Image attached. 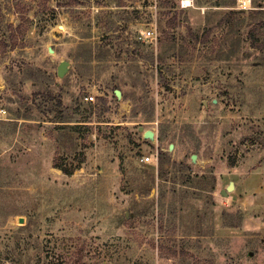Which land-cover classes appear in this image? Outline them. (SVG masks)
I'll list each match as a JSON object with an SVG mask.
<instances>
[{"label":"rangeland","instance_id":"374dc122","mask_svg":"<svg viewBox=\"0 0 264 264\" xmlns=\"http://www.w3.org/2000/svg\"><path fill=\"white\" fill-rule=\"evenodd\" d=\"M241 1L0 0V264H264V0Z\"/></svg>","mask_w":264,"mask_h":264},{"label":"water","instance_id":"95a60500","mask_svg":"<svg viewBox=\"0 0 264 264\" xmlns=\"http://www.w3.org/2000/svg\"><path fill=\"white\" fill-rule=\"evenodd\" d=\"M69 65H70V63L68 61H63L59 64L58 69H57V74L60 78H63L65 76V74L68 72ZM116 95L121 96V92L116 91ZM141 130H144V128L141 127ZM145 136H146V138L152 139V138H154L155 133L151 130H147L145 132ZM234 188H235V183L231 182L230 185L228 186L227 190L222 191V194L224 196H227L229 194V191L233 190Z\"/></svg>","mask_w":264,"mask_h":264},{"label":"trees","instance_id":"16d2710c","mask_svg":"<svg viewBox=\"0 0 264 264\" xmlns=\"http://www.w3.org/2000/svg\"><path fill=\"white\" fill-rule=\"evenodd\" d=\"M259 13H260V12H257V10H255V12H254L253 10L250 12V14H252L253 16L258 15ZM227 21H228V20H227ZM224 22H226V19H223V20L219 23V25H223ZM253 31H254V30H253ZM253 31H252V32H253ZM252 34H253V36H255L254 33H252ZM255 47H256V46H255ZM56 167L59 168V169H61L64 173H66V174H68V175L73 174L74 171H75V169H74L72 166L68 167V166H63V165H61V164H56Z\"/></svg>","mask_w":264,"mask_h":264},{"label":"built area","instance_id":"2783aa9c","mask_svg":"<svg viewBox=\"0 0 264 264\" xmlns=\"http://www.w3.org/2000/svg\"><path fill=\"white\" fill-rule=\"evenodd\" d=\"M240 5H242V7H244V8H246L247 6V0H242L241 2H240ZM147 35L149 36V37H153V31L152 30H150V31H148L147 32ZM95 96L94 95H90V96H87L86 97V100L87 101H92V102H95ZM4 112V114L6 113L4 110H0V112ZM145 161L144 162H147V161H150V158L149 157H146L145 159H144Z\"/></svg>","mask_w":264,"mask_h":264},{"label":"bare ground","instance_id":"6f19581e","mask_svg":"<svg viewBox=\"0 0 264 264\" xmlns=\"http://www.w3.org/2000/svg\"><path fill=\"white\" fill-rule=\"evenodd\" d=\"M61 29H62V30H64V27H63V26H61Z\"/></svg>","mask_w":264,"mask_h":264}]
</instances>
